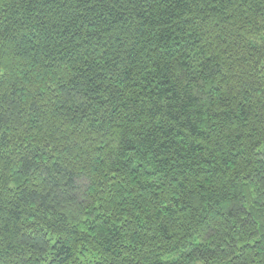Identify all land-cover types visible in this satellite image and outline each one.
Wrapping results in <instances>:
<instances>
[{
  "label": "trees",
  "instance_id": "obj_1",
  "mask_svg": "<svg viewBox=\"0 0 264 264\" xmlns=\"http://www.w3.org/2000/svg\"><path fill=\"white\" fill-rule=\"evenodd\" d=\"M0 264H264V0H0Z\"/></svg>",
  "mask_w": 264,
  "mask_h": 264
}]
</instances>
